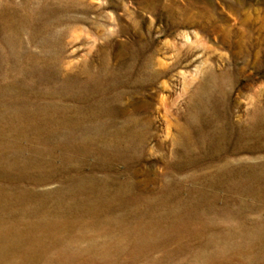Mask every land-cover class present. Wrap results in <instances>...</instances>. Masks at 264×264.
Returning a JSON list of instances; mask_svg holds the SVG:
<instances>
[{"label":"rangeland","instance_id":"rangeland-1","mask_svg":"<svg viewBox=\"0 0 264 264\" xmlns=\"http://www.w3.org/2000/svg\"><path fill=\"white\" fill-rule=\"evenodd\" d=\"M263 25L0 0V264H264Z\"/></svg>","mask_w":264,"mask_h":264},{"label":"bare ground","instance_id":"bare-ground-1","mask_svg":"<svg viewBox=\"0 0 264 264\" xmlns=\"http://www.w3.org/2000/svg\"><path fill=\"white\" fill-rule=\"evenodd\" d=\"M245 21H247V18L245 19ZM263 28H264V25L262 26ZM260 29H262V28H260ZM263 30V29H262ZM187 38V42L190 40V38L189 37H186ZM15 225H16V223H15ZM14 226V225H13Z\"/></svg>","mask_w":264,"mask_h":264}]
</instances>
